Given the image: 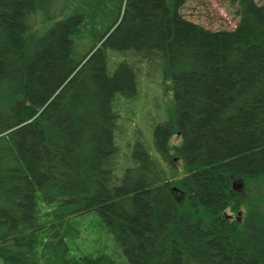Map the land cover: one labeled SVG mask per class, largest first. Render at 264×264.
I'll use <instances>...</instances> for the list:
<instances>
[{"label": "trees", "instance_id": "obj_1", "mask_svg": "<svg viewBox=\"0 0 264 264\" xmlns=\"http://www.w3.org/2000/svg\"><path fill=\"white\" fill-rule=\"evenodd\" d=\"M100 1L0 0V264H98L67 242L91 212L126 264H264V3L212 30L188 0ZM154 64L170 112L122 153Z\"/></svg>", "mask_w": 264, "mask_h": 264}, {"label": "rangeland", "instance_id": "obj_2", "mask_svg": "<svg viewBox=\"0 0 264 264\" xmlns=\"http://www.w3.org/2000/svg\"><path fill=\"white\" fill-rule=\"evenodd\" d=\"M86 0H55L54 12L58 14L55 19H63L66 10L78 8V4H84ZM118 0H101L95 3L94 13L102 16L106 10L117 11ZM263 4L264 0H257ZM187 19L201 23L212 30L235 28L238 17L235 7L226 0H188L179 10ZM53 20L42 23L41 31L44 32ZM111 21V19H110ZM108 21V23L110 22ZM96 24V20L94 21ZM40 28V27H39ZM141 75V88L138 98L127 104L121 103V115H126L127 123L121 127V152L123 146L133 148L136 141L146 140L147 144L153 146L154 125L158 118H167L170 112L168 103V92L166 81L161 76L160 67L157 64L148 65ZM145 68V70H146ZM158 73V74H157ZM170 97V96H169ZM171 100V97H170ZM72 225L78 231L77 235L68 238L70 254L79 258L82 256L100 259L98 264H126L125 255L121 253V247L117 244L113 233L103 225L101 218L91 212L73 219ZM106 258V259H103ZM97 264V263H96Z\"/></svg>", "mask_w": 264, "mask_h": 264}]
</instances>
